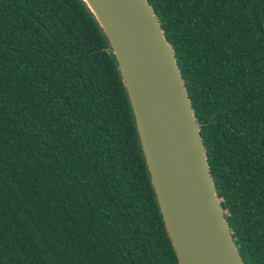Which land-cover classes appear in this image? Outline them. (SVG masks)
Returning <instances> with one entry per match:
<instances>
[{
	"label": "trees",
	"instance_id": "1",
	"mask_svg": "<svg viewBox=\"0 0 264 264\" xmlns=\"http://www.w3.org/2000/svg\"><path fill=\"white\" fill-rule=\"evenodd\" d=\"M245 264H264V0H148ZM110 43L83 0H0V264H179Z\"/></svg>",
	"mask_w": 264,
	"mask_h": 264
},
{
	"label": "water",
	"instance_id": "2",
	"mask_svg": "<svg viewBox=\"0 0 264 264\" xmlns=\"http://www.w3.org/2000/svg\"><path fill=\"white\" fill-rule=\"evenodd\" d=\"M110 43L179 264H245L210 175L174 49L148 0H83Z\"/></svg>",
	"mask_w": 264,
	"mask_h": 264
},
{
	"label": "bare ground",
	"instance_id": "3",
	"mask_svg": "<svg viewBox=\"0 0 264 264\" xmlns=\"http://www.w3.org/2000/svg\"><path fill=\"white\" fill-rule=\"evenodd\" d=\"M90 1H92V0H90Z\"/></svg>",
	"mask_w": 264,
	"mask_h": 264
}]
</instances>
